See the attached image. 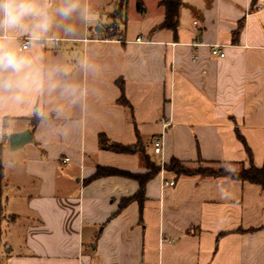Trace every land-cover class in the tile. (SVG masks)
I'll return each mask as SVG.
<instances>
[{"label": "crops", "instance_id": "0c3cea01", "mask_svg": "<svg viewBox=\"0 0 264 264\" xmlns=\"http://www.w3.org/2000/svg\"><path fill=\"white\" fill-rule=\"evenodd\" d=\"M161 1L140 12L137 0H82L92 21L73 17L76 32L57 29L42 50L63 69L56 88L0 104V264H264L258 184L162 171L143 204L121 207L137 180H90L98 167L148 172L139 154L101 148L100 134L141 143L153 161L200 157L233 172L250 164L240 135L264 164V0H181L176 33L160 27ZM27 130L11 149L10 134Z\"/></svg>", "mask_w": 264, "mask_h": 264}, {"label": "clouds", "instance_id": "9594fccd", "mask_svg": "<svg viewBox=\"0 0 264 264\" xmlns=\"http://www.w3.org/2000/svg\"><path fill=\"white\" fill-rule=\"evenodd\" d=\"M73 17L93 19L82 0H0V104H24L56 88L53 76L63 69L47 66L42 50L57 29L76 32Z\"/></svg>", "mask_w": 264, "mask_h": 264}, {"label": "trees", "instance_id": "16d2710c", "mask_svg": "<svg viewBox=\"0 0 264 264\" xmlns=\"http://www.w3.org/2000/svg\"><path fill=\"white\" fill-rule=\"evenodd\" d=\"M257 0H254V3ZM160 4L164 7L165 10V19L162 25L160 26L163 29H170L176 33L179 26V8L181 5V0H162ZM137 9L140 12H144V6L141 0H137ZM117 25V24H116ZM113 26V32L107 30L106 38L115 37L118 34L117 26ZM242 23L239 24L237 30L234 32V38L238 35L241 29ZM121 89L123 90L122 82H118ZM119 102L125 106H128V102L125 97L122 95L119 99ZM242 143L244 144L245 150L249 156L250 164L248 167H242L239 171H228L224 168L220 170H216L213 167H192L189 165H185L182 161L177 158H171L168 163L164 164V170L167 172H172L176 177L182 176H199L201 178L204 177H224L230 178L234 180H239L243 182H250L253 184H258L264 189V164L261 167H257L253 162V153L246 143V141L239 135ZM99 145L103 149H107L116 153H126V154H139L142 159L146 161L148 172L146 174H132L128 171L119 170L116 168H108V167H98L96 173L91 177L90 180H94L96 178L102 176H123L127 178H132L137 180L140 183V188L138 192L130 198L123 200L121 205L125 206L132 200H138L141 204H143L144 199V185L145 182L149 179L153 178L155 175L160 173L159 170L154 169V165L150 155L145 152L144 147L141 143H137L134 145H124L121 143L111 141L106 135H99ZM2 144L0 143V194H1V179L3 177V162H2ZM198 163H209L202 158H198Z\"/></svg>", "mask_w": 264, "mask_h": 264}, {"label": "built area", "instance_id": "2783aa9c", "mask_svg": "<svg viewBox=\"0 0 264 264\" xmlns=\"http://www.w3.org/2000/svg\"><path fill=\"white\" fill-rule=\"evenodd\" d=\"M113 30H114V27L113 26H110L109 27V31L110 32H113ZM140 40H141V38H137V41H140ZM212 53L214 55H219L221 57H223L225 55V53L221 50L220 45H214L212 47ZM151 145H152V149H153V152L154 153H156V154H161L162 153V150H163V141H162L161 138H158V137L154 138L152 140ZM66 160H68V159H66ZM165 184L166 185L173 186L175 184V182L173 180L172 181H166Z\"/></svg>", "mask_w": 264, "mask_h": 264}, {"label": "water", "instance_id": "95a60500", "mask_svg": "<svg viewBox=\"0 0 264 264\" xmlns=\"http://www.w3.org/2000/svg\"><path fill=\"white\" fill-rule=\"evenodd\" d=\"M10 148L15 150L21 148L26 143L30 142L32 139V134L30 131H22L18 133L10 134Z\"/></svg>", "mask_w": 264, "mask_h": 264}, {"label": "rangeland", "instance_id": "374dc122", "mask_svg": "<svg viewBox=\"0 0 264 264\" xmlns=\"http://www.w3.org/2000/svg\"><path fill=\"white\" fill-rule=\"evenodd\" d=\"M152 162H153L155 170H159L160 169L161 170L160 172L165 171L164 167H163L165 163H162L160 160H156V161L152 160ZM142 163L147 168V164H146V161L144 159H142ZM190 166H192V167H199V166H202V167H213L216 170H220V169L224 168V169L228 170L223 164H220V163H198V162H196V163H194V164H192ZM241 168H239V170Z\"/></svg>", "mask_w": 264, "mask_h": 264}]
</instances>
